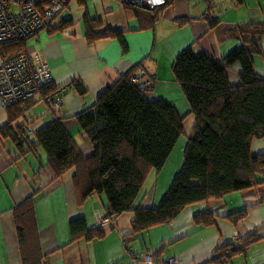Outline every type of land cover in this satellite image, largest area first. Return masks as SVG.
<instances>
[{
  "label": "crops",
  "instance_id": "obj_1",
  "mask_svg": "<svg viewBox=\"0 0 264 264\" xmlns=\"http://www.w3.org/2000/svg\"><path fill=\"white\" fill-rule=\"evenodd\" d=\"M126 6L125 0H68L56 28L27 41L28 48L42 49L49 58L54 73L52 85L66 88L59 106L49 97L22 104L24 114L8 130H5L10 119L8 108L0 109V264H22L12 210L36 190V218L47 264H147V255L162 263L176 257L178 264H264V181L215 202L192 204L169 222L136 234L131 224L134 213L127 212L102 224L101 237L70 242V221L84 217L90 227L98 226L108 206L106 196L81 197L78 193L81 176L76 168L58 176L40 145L34 150L26 143L19 145L14 141L21 128L33 138L42 126L61 119L82 154L90 156L93 143L76 115L94 103L104 89L142 67L149 75H155L149 86L153 87L150 96L169 101L180 115H186L188 104L172 74L177 54L193 44L221 59L242 43L241 38L231 33L233 28L251 22L264 23V0H245L243 5L234 0H220L213 12L219 23L213 29L204 0H170L161 7L152 29L140 28ZM87 19L100 22L95 32L102 35L88 37ZM107 29L122 36L103 35ZM252 40L257 43L254 35ZM261 47L264 49V36ZM254 59L257 75L264 78V55L256 53ZM241 70L239 62L229 69L231 82L240 81ZM193 123L195 117L190 114L184 122L185 136L178 140L164 168L149 173L136 205L160 204L182 168ZM251 149L264 153V137L255 138ZM208 209L215 215L212 225L202 218L196 219V214L204 211L209 216ZM243 210L245 216L241 219L231 218ZM236 232L239 236L234 237ZM253 232L261 238L245 252L231 259L212 258L217 249L218 253L229 252L231 247L225 246L228 242L238 244L242 237Z\"/></svg>",
  "mask_w": 264,
  "mask_h": 264
},
{
  "label": "trees",
  "instance_id": "obj_2",
  "mask_svg": "<svg viewBox=\"0 0 264 264\" xmlns=\"http://www.w3.org/2000/svg\"><path fill=\"white\" fill-rule=\"evenodd\" d=\"M234 1L237 5L245 3V0ZM125 2L126 9L138 20L140 28L147 29L154 28L161 7L165 6L151 9ZM218 2L220 0H204L206 11L210 13L207 16L211 29L219 23L213 14ZM99 25V21L87 19L89 38L102 35L95 32ZM231 33L241 38L242 43L227 56L217 59L192 44L181 50L172 64L174 80L182 89L189 107L188 114L194 115L195 123L187 137L182 168L156 207L136 205V200L149 173L164 168L178 140L185 136L184 122L188 114L180 115L169 101L150 96L153 87L149 86L155 75H149L143 67L152 84L140 86L129 80V74L125 75L100 92L94 103L76 115L93 143L90 156L82 154L61 119L42 126L33 138L21 128L14 141L19 145L26 143L34 150L40 145L58 176L76 168L81 176L78 183L81 197L106 196L108 206L102 217L112 222L120 214L133 212L134 234L169 222L192 204L215 202L232 193L256 187L264 181V153L252 152L251 145L255 138L264 137V78L255 71L254 57L256 53L264 55L261 47L264 23L239 24ZM110 34L122 36L110 29L103 32V35ZM253 35L257 43L252 40ZM26 45L25 40L4 44L1 55L20 52ZM236 62L242 65L241 79L233 83L228 71ZM56 90L49 84L36 98L46 99ZM26 102L8 108L10 119L5 130L24 114L22 104ZM36 195L37 190L12 210L22 264H47L40 244ZM208 211L209 216L204 211L196 214V219L202 218L212 225L215 215H211L212 210ZM243 216L244 210L231 218L236 221ZM70 232V242L82 238L92 240L103 234L101 225L92 228L84 217L70 221ZM260 238L257 232L247 234L238 244L228 242L225 246L231 247L229 252L221 250L218 253L217 249L212 258L220 260L221 256H227L231 259Z\"/></svg>",
  "mask_w": 264,
  "mask_h": 264
},
{
  "label": "built area",
  "instance_id": "obj_3",
  "mask_svg": "<svg viewBox=\"0 0 264 264\" xmlns=\"http://www.w3.org/2000/svg\"><path fill=\"white\" fill-rule=\"evenodd\" d=\"M126 1L154 9L166 5L170 0ZM67 6L68 0H0V109L36 99L41 89L54 80L50 60L42 49H30L26 45L20 52L2 56V46L20 40L28 41L42 32H51ZM129 80L140 86L152 84L143 68L132 74ZM65 88H57L49 96L57 106L62 102L61 94ZM109 221L101 216L98 224ZM235 236L239 234L236 232ZM145 261L147 264H178L176 257H169L166 263H162L147 255Z\"/></svg>",
  "mask_w": 264,
  "mask_h": 264
},
{
  "label": "rangeland",
  "instance_id": "obj_4",
  "mask_svg": "<svg viewBox=\"0 0 264 264\" xmlns=\"http://www.w3.org/2000/svg\"><path fill=\"white\" fill-rule=\"evenodd\" d=\"M189 118H190V114L187 115V120H188ZM193 125H194V123H193ZM41 150H43V149H41Z\"/></svg>",
  "mask_w": 264,
  "mask_h": 264
},
{
  "label": "water",
  "instance_id": "obj_5",
  "mask_svg": "<svg viewBox=\"0 0 264 264\" xmlns=\"http://www.w3.org/2000/svg\"><path fill=\"white\" fill-rule=\"evenodd\" d=\"M145 8H149V7H147V6H144Z\"/></svg>",
  "mask_w": 264,
  "mask_h": 264
},
{
  "label": "clouds",
  "instance_id": "obj_6",
  "mask_svg": "<svg viewBox=\"0 0 264 264\" xmlns=\"http://www.w3.org/2000/svg\"><path fill=\"white\" fill-rule=\"evenodd\" d=\"M131 76V75H130Z\"/></svg>",
  "mask_w": 264,
  "mask_h": 264
}]
</instances>
